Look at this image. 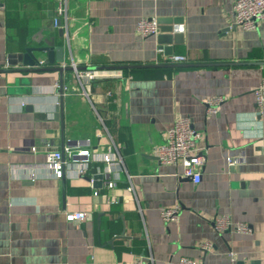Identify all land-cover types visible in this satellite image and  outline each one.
Listing matches in <instances>:
<instances>
[{"label": "crops", "instance_id": "crops-1", "mask_svg": "<svg viewBox=\"0 0 264 264\" xmlns=\"http://www.w3.org/2000/svg\"><path fill=\"white\" fill-rule=\"evenodd\" d=\"M64 3L54 25L57 0H0V264H130L147 255L152 264L181 257L264 264V112L253 93L264 78V19L252 29L236 24L233 0ZM141 17L177 27L170 55L155 36L138 34ZM39 36L63 45L65 66L189 65L105 70L121 77L81 82L63 72L60 101L58 71L8 63ZM95 57L111 64H91ZM215 97L213 112L207 100ZM182 116L200 133L198 181L157 157L165 131ZM68 141H87L95 156H120L132 190L124 172L114 189L93 187L84 177L90 173L54 178L43 167L45 144L61 150ZM30 170L38 173L33 180ZM112 196L122 198L109 203ZM175 205L177 219L163 221L160 210ZM78 211L84 219H65ZM217 214L246 223L247 232L216 231Z\"/></svg>", "mask_w": 264, "mask_h": 264}, {"label": "built area", "instance_id": "built-area-1", "mask_svg": "<svg viewBox=\"0 0 264 264\" xmlns=\"http://www.w3.org/2000/svg\"><path fill=\"white\" fill-rule=\"evenodd\" d=\"M58 5L55 10L53 24L56 25L61 16L65 15L64 0H57ZM232 15L236 24L245 29H252L257 22L264 19V0H233ZM138 34L142 37L155 36L159 32V23L153 17H141L135 26ZM168 59L172 62H183L185 57L182 55H171ZM73 72L78 81L102 79L107 77H121L120 71L105 72V70H76V65L71 64ZM57 84L52 88L55 89ZM257 112H264V78L258 83L254 91ZM220 101L219 97L207 100L210 111H215V105ZM200 139V133L195 130L188 117H178L165 131L164 141L157 146V157L160 163L165 165H174L181 167V175L191 177L195 181L200 178V168L203 165V158L195 152V146ZM44 153L43 167L54 178L61 179L66 173L89 174V182L92 184V175L95 173L102 174L101 186L105 189H114L119 180V173L124 172L129 182L130 175L126 172L120 156H111L102 154L95 156L89 149L87 141H68L61 150L51 148L46 143ZM34 150V147L30 148ZM228 165H233L235 159L226 158ZM99 163V166L94 165ZM95 166V167H94ZM90 170H93L90 171ZM30 179L38 176L36 170L27 172ZM132 190L131 184L126 186V191ZM121 196H112L109 203H117ZM179 205L162 208L159 212L163 221L176 220L178 217ZM85 212L66 213L65 219L68 221L82 220ZM213 227L216 231L234 230L245 233L248 230L246 223L232 221L226 215L217 214L212 219ZM210 246L205 243L201 249ZM233 257V254H230ZM130 264H152V256H139ZM176 264H195L191 258L181 257Z\"/></svg>", "mask_w": 264, "mask_h": 264}, {"label": "water", "instance_id": "water-1", "mask_svg": "<svg viewBox=\"0 0 264 264\" xmlns=\"http://www.w3.org/2000/svg\"><path fill=\"white\" fill-rule=\"evenodd\" d=\"M176 26H161L159 24V32L155 35L159 49L163 50L164 54H171L170 40L180 37ZM37 45H30L23 48L22 51L13 53L9 56L8 63L11 65L18 66L14 70L22 72H41L48 70H55L59 72L58 88L57 92L61 95L60 101L62 100V88L64 84L63 72L73 71L71 66L61 65L63 60V45H56L54 38L49 37L48 39L39 36ZM55 64V65H54ZM189 65L187 63H150V64H139V65H114V66H87L77 67L76 70H121L130 69L136 67L143 68H163V67H179ZM61 106H62V102ZM89 180L88 176H84ZM191 178V177H186ZM102 181V174L95 173L92 175V186L100 187Z\"/></svg>", "mask_w": 264, "mask_h": 264}, {"label": "trees", "instance_id": "trees-1", "mask_svg": "<svg viewBox=\"0 0 264 264\" xmlns=\"http://www.w3.org/2000/svg\"><path fill=\"white\" fill-rule=\"evenodd\" d=\"M166 62H168V61H166ZM170 62V61H169ZM90 63L91 64H97V65H99V64H103V65H108V64H111V62L110 61H108L107 59H105V58H103V57H95V58H91V60H90ZM173 69H166V75L168 76L169 75V73L172 71ZM123 72L124 73H126V74H134L136 71L135 70H123Z\"/></svg>", "mask_w": 264, "mask_h": 264}]
</instances>
